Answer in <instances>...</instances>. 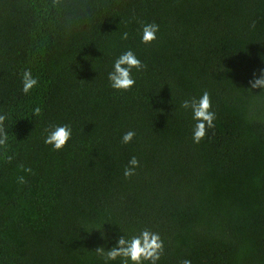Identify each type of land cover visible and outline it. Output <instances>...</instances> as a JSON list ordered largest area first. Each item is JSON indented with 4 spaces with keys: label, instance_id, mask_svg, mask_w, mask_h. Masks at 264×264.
<instances>
[{
    "label": "trees",
    "instance_id": "trees-1",
    "mask_svg": "<svg viewBox=\"0 0 264 264\" xmlns=\"http://www.w3.org/2000/svg\"><path fill=\"white\" fill-rule=\"evenodd\" d=\"M145 23L159 26L150 44ZM129 49L146 68L115 90ZM261 69L264 0H0V264H104L97 247L145 228L164 242L157 264H264ZM204 91L215 127L196 144L181 104ZM64 124L57 151L45 130Z\"/></svg>",
    "mask_w": 264,
    "mask_h": 264
},
{
    "label": "clouds",
    "instance_id": "clouds-1",
    "mask_svg": "<svg viewBox=\"0 0 264 264\" xmlns=\"http://www.w3.org/2000/svg\"><path fill=\"white\" fill-rule=\"evenodd\" d=\"M255 27V24L252 25ZM159 26L156 23H145L141 28V42L150 44L156 40ZM129 33L124 32L121 39L127 40ZM146 68V65L137 57L131 49L121 53L114 61L112 70L108 73L110 86L119 91L130 90L136 83L132 72L135 69L140 72ZM38 79L34 77L31 69H25L21 75L22 92L30 93L32 89L38 86ZM252 89H264V69H261L259 75L253 73V78L249 80ZM181 108L191 109L192 119L196 121L193 128V142L199 144L207 135L209 129L215 127L214 121L216 114L212 109V101L209 92L204 91L199 97H192L182 102ZM42 109L37 106L33 109V115H41ZM7 114H0V147L7 146L8 133L6 130ZM46 136L44 143L50 145L54 150L63 149L72 136V129L69 125H52L45 130ZM136 133L132 130L125 132L121 138L123 144L132 142ZM10 159V158H9ZM140 166L136 156H132L124 169V177L131 178L135 175L136 169ZM31 171V169H26ZM19 183H24V178L18 177ZM102 238L106 236L102 234ZM96 254L104 260V264L110 261L120 260V264H157L164 254V242L159 233L153 232L147 228L142 229L139 234L126 238L120 235L116 238L113 247L106 250L103 246L97 247ZM181 264H191V260L184 259Z\"/></svg>",
    "mask_w": 264,
    "mask_h": 264
}]
</instances>
